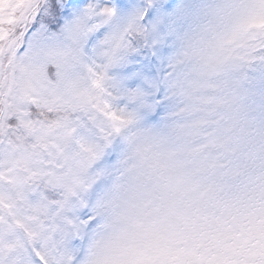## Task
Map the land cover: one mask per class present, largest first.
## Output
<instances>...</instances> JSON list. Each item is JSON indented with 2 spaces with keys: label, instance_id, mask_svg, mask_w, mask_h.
<instances>
[{
  "label": "snow or ice",
  "instance_id": "snow-or-ice-1",
  "mask_svg": "<svg viewBox=\"0 0 264 264\" xmlns=\"http://www.w3.org/2000/svg\"><path fill=\"white\" fill-rule=\"evenodd\" d=\"M246 111L264 113V0H0V264H85L134 130L264 149Z\"/></svg>",
  "mask_w": 264,
  "mask_h": 264
},
{
  "label": "clouds",
  "instance_id": "clouds-1",
  "mask_svg": "<svg viewBox=\"0 0 264 264\" xmlns=\"http://www.w3.org/2000/svg\"><path fill=\"white\" fill-rule=\"evenodd\" d=\"M245 118L264 113L246 111ZM168 124L158 119L134 130L85 264L104 255L123 264H232L261 250L264 241L252 248L249 238L264 228V149L235 140L185 144Z\"/></svg>",
  "mask_w": 264,
  "mask_h": 264
}]
</instances>
